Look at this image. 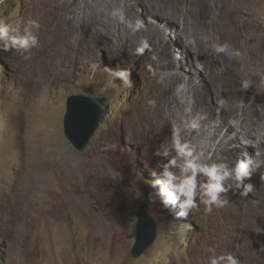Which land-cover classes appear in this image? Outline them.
Wrapping results in <instances>:
<instances>
[{
    "label": "rangeland",
    "instance_id": "1",
    "mask_svg": "<svg viewBox=\"0 0 264 264\" xmlns=\"http://www.w3.org/2000/svg\"><path fill=\"white\" fill-rule=\"evenodd\" d=\"M114 2L81 1L70 15L84 26L74 27L70 37L48 39L27 59L0 49V264H209L221 254L240 264H264V231L257 233L264 230V167L245 181L254 185L252 193H224L228 203L210 213L199 198L180 220L163 208L151 184L166 158L154 153L169 147L172 136L160 129L165 120L154 116L151 95L172 74L188 98L208 95L209 81L205 76L202 84L201 65L187 60L194 50L180 42L182 26L158 23L136 0H122L129 18L144 21L135 36L107 17L121 0ZM198 3L206 24L212 7L207 0ZM41 6L42 0H0V24L23 25L38 17ZM217 6L211 44L227 42L241 52L232 59L218 55L227 75L242 72L264 89V0H217ZM185 29L193 33L192 23ZM142 39L149 48L138 55ZM196 46L204 53L202 43ZM120 69L130 71L127 82L113 79L112 71ZM71 95L104 100L101 123L81 152L63 133ZM220 121L217 111L196 154L230 165L245 150L264 159V149L244 146L230 123L213 131ZM246 129L255 133L250 139L264 142V119L248 118ZM139 207L154 218L156 232L152 244L132 257Z\"/></svg>",
    "mask_w": 264,
    "mask_h": 264
},
{
    "label": "bare ground",
    "instance_id": "2",
    "mask_svg": "<svg viewBox=\"0 0 264 264\" xmlns=\"http://www.w3.org/2000/svg\"><path fill=\"white\" fill-rule=\"evenodd\" d=\"M81 1L83 0H42L41 12L36 17V20L40 24V30L37 33L39 45L44 46L48 39L55 41L59 36L70 37L73 34L74 27L84 26L83 20L77 21L76 15H70ZM114 1L118 2V0ZM207 1L211 5L213 12L212 17H209V22L203 24L199 20L201 14L199 13L200 4L198 0H136L137 5L139 4L144 12L156 15L158 23L182 26L181 28L178 27L179 32L177 34L180 42L184 41L183 43H185L186 47L193 48L194 50L192 55L189 52L186 53L188 54L187 60L189 63L201 65V70L198 71L199 73L197 72V78L201 79L202 84L205 76L209 81L205 85L208 86L210 92L208 95L202 93L203 95H199L198 97L193 96L192 98H188L189 96L186 97L181 89V78L177 74H172L167 80L163 79L165 82L162 81L163 83L160 84V87L151 95H156L153 100L154 104L150 103L152 105L151 110L156 119H158L157 117L164 118L165 122L160 123L159 121V125L160 129L164 128L167 130L168 137L169 134L171 135V132H169L167 126L170 129L173 122L179 123L182 120L192 121L198 116L204 117V119L199 121L200 127L198 129L193 130L190 134L182 133V141L192 145L195 151L201 147L202 142L206 138L207 131L212 129L210 120L215 118L217 111L220 113L221 121L212 126L213 131H219L222 123H230V128L236 129L241 135L240 137L243 138H253L252 132L246 129V120L248 118H255L257 121L264 119L263 87L258 83H254L252 79H248L252 81V86L246 91H241L240 83L246 79L242 75V72L238 76L227 75L229 68L221 63L218 55L214 54L211 48V41L209 40L210 27L211 23L214 22V17L220 16V11L217 6V0ZM218 1L221 2L222 0ZM91 2L92 0H90ZM172 6L175 7L174 10H171ZM215 19L219 20L218 17ZM91 22L88 21V23ZM187 22L192 23L193 33L187 32L185 29ZM139 33H134V35L138 36ZM227 35L228 39H231L232 32L229 31ZM204 37H207V39H204ZM57 43L61 44L62 41L58 40ZM199 43H202L205 47L204 53L196 46ZM151 45L152 43H150ZM215 104H218L217 108ZM257 141V148L263 150L264 142L261 139Z\"/></svg>",
    "mask_w": 264,
    "mask_h": 264
},
{
    "label": "clouds",
    "instance_id": "3",
    "mask_svg": "<svg viewBox=\"0 0 264 264\" xmlns=\"http://www.w3.org/2000/svg\"><path fill=\"white\" fill-rule=\"evenodd\" d=\"M106 15L111 20L124 25L130 32L137 33L145 29L142 19L129 18L123 6V2L118 6H113ZM39 21L30 19L23 25L0 24V49L3 51L16 50L27 54L25 58L30 57L31 50L39 46L38 30ZM207 39V37H204ZM149 48L147 40H141L136 49V53L143 54ZM211 48L214 54H224L228 58H239L241 52L233 48L229 43L213 42ZM95 68L93 69V72ZM259 75V73H258ZM113 79L127 82L130 77V71L120 69L112 71ZM252 86V81L245 79L240 83V90L246 91ZM90 99L98 106L99 98L91 96ZM149 103L154 104L153 101ZM204 119L198 116L192 121L182 120L179 123L172 124L171 145L162 151H156L154 155L166 158V162L160 165L159 175H155L151 187L157 189L155 192L160 197V202L164 209H167L172 216L180 220L186 218L189 212L198 207L199 202L205 206V211L210 213L213 206L220 208L228 203L222 194L229 191L238 192L242 196H247L254 191V185L251 182H245L253 173L264 167V159H257L261 155L255 152L250 155L247 150L243 151L241 158L235 160L231 165L227 162L208 163L202 159L201 155L195 153V149L188 142L182 141V133L190 134L193 130L200 127L199 121ZM255 135V133H253ZM241 143L244 146H252L254 149L258 141L250 138L241 137ZM175 155H172V153ZM178 169L179 174L173 169ZM178 207L179 210H176ZM135 225H133V228ZM264 231L259 229L257 233ZM209 264H240L239 259L232 254H221L212 256Z\"/></svg>",
    "mask_w": 264,
    "mask_h": 264
},
{
    "label": "water",
    "instance_id": "4",
    "mask_svg": "<svg viewBox=\"0 0 264 264\" xmlns=\"http://www.w3.org/2000/svg\"><path fill=\"white\" fill-rule=\"evenodd\" d=\"M99 101L102 107L94 103L90 96L71 95L66 98L63 133L79 152L88 146L90 138L103 118L104 100ZM155 232L154 218L143 207H139L134 243L130 250L132 257L140 256L152 244Z\"/></svg>",
    "mask_w": 264,
    "mask_h": 264
}]
</instances>
